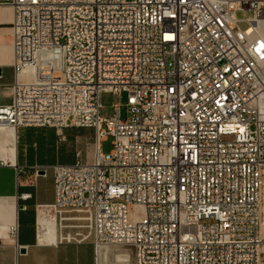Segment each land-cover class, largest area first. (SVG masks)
I'll use <instances>...</instances> for the list:
<instances>
[{"label":"built area","instance_id":"1","mask_svg":"<svg viewBox=\"0 0 264 264\" xmlns=\"http://www.w3.org/2000/svg\"><path fill=\"white\" fill-rule=\"evenodd\" d=\"M0 5L13 9L0 28L17 77L39 66L4 86L0 125L52 127L61 140L67 127L94 129L91 158L35 165L54 172L55 202L38 214L54 216L60 242L92 240L96 264H128L112 260L116 248L138 264L264 263V39L248 31L264 0ZM105 93L117 99L108 117Z\"/></svg>","mask_w":264,"mask_h":264},{"label":"crops","instance_id":"2","mask_svg":"<svg viewBox=\"0 0 264 264\" xmlns=\"http://www.w3.org/2000/svg\"><path fill=\"white\" fill-rule=\"evenodd\" d=\"M12 40L11 29L0 28V104L12 101L4 86L23 75H16ZM65 134L61 140L52 127H0V264H96L92 240L60 242L59 229L44 224L54 218L38 214L40 205L55 202L56 190L53 169L37 175L35 165L73 163L82 150L79 141L90 136L92 145L94 139V129L88 127H67ZM12 228L17 233L10 240Z\"/></svg>","mask_w":264,"mask_h":264},{"label":"rangeland","instance_id":"3","mask_svg":"<svg viewBox=\"0 0 264 264\" xmlns=\"http://www.w3.org/2000/svg\"><path fill=\"white\" fill-rule=\"evenodd\" d=\"M13 18V11L12 8L9 6H0V20L4 21L5 23H10ZM38 67V66H37ZM28 68V67H27ZM38 68H36L34 71L32 69H25V71L22 73V79L26 77L27 75H31L32 73H37ZM27 70V71H26ZM117 101V99L113 96L111 93H105L102 97V107L100 110V114L103 117L112 116L114 114V103ZM119 101L123 104L122 107V115L125 117V103L127 101V95L124 93L122 98L119 99ZM113 148V137L108 136L106 140L102 142V150L103 152H110ZM79 149H82V159H85L87 157L93 156V148L91 145V139L90 136L83 137L79 141ZM78 159L77 156H75L74 161ZM49 218V217H47ZM51 219V218H49Z\"/></svg>","mask_w":264,"mask_h":264},{"label":"bare ground","instance_id":"4","mask_svg":"<svg viewBox=\"0 0 264 264\" xmlns=\"http://www.w3.org/2000/svg\"><path fill=\"white\" fill-rule=\"evenodd\" d=\"M256 2H260V0H246V3H256ZM0 6H9L11 7V5H0ZM12 8V7H11ZM13 11V9H12ZM67 18H69V21H77V14H75V9H67ZM13 19V18H12ZM0 23H5L4 21H0ZM257 30V32L260 34V36L262 37V39H264V18L263 19H259L258 21H255V23L248 29L249 32H252L254 30ZM38 65H32V66H29L28 68L26 69H32L33 71L38 68L37 67ZM27 71V70H26ZM5 125V124H3ZM3 125H0V127H3ZM44 214L46 215L47 217L53 219L54 216H50L48 215L47 213H44V212H40L39 214ZM46 223L44 222V224L47 226V229L49 228H54V226H56L55 224V218L53 219L52 222H48L47 220H45ZM56 229V228H55ZM48 231V230H47ZM46 231V232H47ZM51 231V230H50ZM49 231V232H50ZM52 232V231H51ZM55 232V231H54ZM48 233V232H47ZM49 234V233H48ZM105 250V249H104ZM112 256V260L120 263V261H122L125 257L126 261L128 264H138L135 259H134V255H133V250L131 252H125L123 249H114L113 251L111 249L108 250ZM107 251V252H108ZM99 259L101 261L102 259V250H100L99 252Z\"/></svg>","mask_w":264,"mask_h":264},{"label":"trees","instance_id":"5","mask_svg":"<svg viewBox=\"0 0 264 264\" xmlns=\"http://www.w3.org/2000/svg\"><path fill=\"white\" fill-rule=\"evenodd\" d=\"M9 25H10L9 23L0 24V26H9Z\"/></svg>","mask_w":264,"mask_h":264}]
</instances>
